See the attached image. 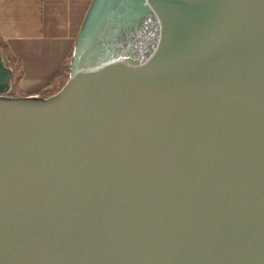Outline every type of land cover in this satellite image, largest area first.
<instances>
[{
  "label": "water",
  "instance_id": "water-1",
  "mask_svg": "<svg viewBox=\"0 0 264 264\" xmlns=\"http://www.w3.org/2000/svg\"><path fill=\"white\" fill-rule=\"evenodd\" d=\"M12 79L0 264H264V0H92L57 92Z\"/></svg>",
  "mask_w": 264,
  "mask_h": 264
},
{
  "label": "crops",
  "instance_id": "crops-1",
  "mask_svg": "<svg viewBox=\"0 0 264 264\" xmlns=\"http://www.w3.org/2000/svg\"><path fill=\"white\" fill-rule=\"evenodd\" d=\"M92 0H0V42L15 95L49 96L61 88Z\"/></svg>",
  "mask_w": 264,
  "mask_h": 264
},
{
  "label": "rangeland",
  "instance_id": "rangeland-1",
  "mask_svg": "<svg viewBox=\"0 0 264 264\" xmlns=\"http://www.w3.org/2000/svg\"><path fill=\"white\" fill-rule=\"evenodd\" d=\"M1 46H2V44H1ZM3 47V46H2ZM4 48V47H3ZM69 64H70V61H69ZM69 64L67 65V69H66V72H65V76H64V81H63V84H62V86L65 84V82H66V80L68 79V77H69ZM61 86V87H62ZM59 90V89H58ZM58 90H56V91H52L53 93H55V92H57ZM15 93H16V91L13 89V87L11 88V90H10V92H9V94L10 95H15Z\"/></svg>",
  "mask_w": 264,
  "mask_h": 264
}]
</instances>
